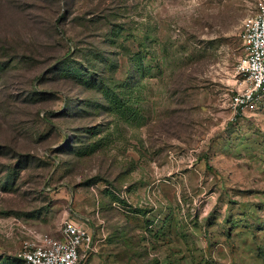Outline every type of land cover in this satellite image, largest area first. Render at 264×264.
<instances>
[{"label":"rangeland","instance_id":"obj_1","mask_svg":"<svg viewBox=\"0 0 264 264\" xmlns=\"http://www.w3.org/2000/svg\"><path fill=\"white\" fill-rule=\"evenodd\" d=\"M256 1L0 0V264L66 219L148 264H264V105L225 97Z\"/></svg>","mask_w":264,"mask_h":264},{"label":"built area","instance_id":"obj_2","mask_svg":"<svg viewBox=\"0 0 264 264\" xmlns=\"http://www.w3.org/2000/svg\"><path fill=\"white\" fill-rule=\"evenodd\" d=\"M242 55L232 69L226 104L235 114L264 105V0L241 24ZM61 238L35 232L16 255L23 264H87L96 252L94 233L72 219L62 222Z\"/></svg>","mask_w":264,"mask_h":264},{"label":"crops","instance_id":"obj_3","mask_svg":"<svg viewBox=\"0 0 264 264\" xmlns=\"http://www.w3.org/2000/svg\"><path fill=\"white\" fill-rule=\"evenodd\" d=\"M105 215L107 214L105 213ZM107 221H108V218H107ZM108 223L110 222L108 221ZM102 225H103L102 230L104 229L106 231V236L102 235V238H99L96 233L97 229H95V226H94V220L93 222L92 220L88 221L86 224V227L88 228V230L93 231L94 233V245L96 248V252L90 256L87 264H148V261L145 260L143 256L142 258H140L142 254H144V256L148 258V256L145 255L144 253V251H147V249L145 250L142 248V245H144V243L142 244V242H140V241H143L141 238L138 239L139 242H131V244L123 242L121 241V239L120 240L115 239L112 242V241H109V239L107 238V236L110 234V230L106 229L107 223L104 222V224ZM119 226H120L119 228H122L123 222L119 223ZM168 247H169V244L167 243L162 244L163 250L168 249ZM160 257L162 258L159 259V257L157 256L158 258L157 262H154V264L156 263L157 264H173L172 263L173 261L170 262L171 257H168L165 259L164 252H162ZM178 257L179 259H181L182 256L178 255Z\"/></svg>","mask_w":264,"mask_h":264},{"label":"trees","instance_id":"obj_4","mask_svg":"<svg viewBox=\"0 0 264 264\" xmlns=\"http://www.w3.org/2000/svg\"><path fill=\"white\" fill-rule=\"evenodd\" d=\"M114 75L111 73H108L107 71H105L102 75H101V78H100V80H102V81H104V82H106V81H111V85L110 86H113V87H110V92H106V93H111L112 95H113V97H111L112 99L111 100H109L110 99V97H108L107 95H106V99L108 100V101H112L111 102V105H112V107H113V105H115L114 106V109L115 108H119L118 107V104L115 102V101H117L118 100V96L119 97H121V82H119V81H117V80H114V78H112ZM126 85H129V84H126ZM127 90H128V87H127Z\"/></svg>","mask_w":264,"mask_h":264}]
</instances>
